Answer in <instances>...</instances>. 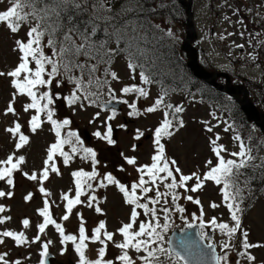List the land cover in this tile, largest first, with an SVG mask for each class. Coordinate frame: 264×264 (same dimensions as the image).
Here are the masks:
<instances>
[{"label": "snow or ice", "instance_id": "6c2138e0", "mask_svg": "<svg viewBox=\"0 0 264 264\" xmlns=\"http://www.w3.org/2000/svg\"><path fill=\"white\" fill-rule=\"evenodd\" d=\"M7 3L9 6L6 10H0V24L5 25L13 34L18 33L24 24H28L29 28L26 33V41L15 40L13 51L20 54L18 65L15 69L6 73L0 72V76L11 78V87L15 89L13 100L9 102L5 114H16L13 107L16 96L26 95L31 102L25 104L23 110L25 112L35 110V114L28 120L30 131L36 133L44 123H48L51 125L50 130L55 133L56 137L55 142L47 149V158L43 161L44 168L40 171L39 176L36 172L31 175L23 174L30 181L39 180L41 184L39 191L44 196H48L50 193L43 187V183L49 178V171L59 174L54 156L59 154L63 157L64 164L67 165L72 155L77 154L79 146V152L82 153L81 159H90L92 164L91 172L81 169L71 173L75 183V197L70 198L66 193L62 195V199L66 201L65 211L67 213L62 219L68 220V214L72 212L73 208L83 203L80 199L83 192L86 189L94 191L90 181L97 176L95 166L99 161L96 159L97 154L93 149L82 146V141L75 131L70 130L62 136L61 129L66 128L71 121L69 118L54 119L56 101L63 100L68 107L79 103L80 107L83 108V100H87L89 104H95L103 94V90L107 89L110 99L104 102L103 107L107 108L115 100L118 103L128 105L130 108L129 117L142 114L137 108L135 100L129 103L126 99H117L115 91L111 87V81L119 82V76L117 72L111 69V65L117 56L123 54L132 80L136 79L137 70H139L140 84L134 83L123 86L120 89L121 95H134L137 99L147 98L149 92L143 85L160 84L159 81L153 78L151 72L146 70L149 50L142 46L149 42L147 31L151 29L137 15L145 11L142 0H124V3L118 9L113 7L116 0H7ZM150 11L154 12L155 9ZM248 11H251V9ZM154 27L156 29L160 28L159 25ZM165 35L175 39L171 29H168ZM228 35H232V33ZM221 39H224V37L221 36ZM113 44L115 47L111 46ZM237 47H243V45ZM45 48L51 50V55L45 53ZM30 64H34L35 67H30ZM53 80L56 81L57 87H63L64 81L74 87L68 95L53 94L50 90ZM41 88L46 90L40 91ZM168 95L167 89L161 84L158 98L151 106L143 109L144 113H154L161 108L164 109V112L163 119L153 132L154 154L151 156V163L135 169L139 174L138 180L132 182L129 187L117 180L111 173H106L98 185L101 188L114 185L122 194L124 204L130 206L129 222L123 223L116 230L122 240L118 242L114 239L116 233L107 231L104 221L99 222L89 237L86 234L83 217L79 213L77 215L81 220V224L78 229V237L72 234L66 235L62 225L52 218L49 202L45 199L43 207L37 210L39 216L43 218V222L37 225L38 234L31 243L39 241L41 239L40 234H43L49 225H53L59 233L61 244L71 242L74 245L78 257L77 264H115L113 260L105 259L108 243H112L120 251V254L115 257V261H119L120 264H135L129 250L144 253V255L137 257L141 264H228V252L224 251L223 255H218L211 238L203 230L205 222L202 207L198 218L200 220L199 231L195 233L184 232L183 237L175 243L169 238L166 241L168 246H162L165 243L164 233L171 227L170 212L172 208L164 206L159 209L163 213V223H161L157 215L156 205L160 204L162 200L164 205H169L166 197L171 196V203L175 205L174 210L177 213H184L185 209L176 204V201L180 199V194L176 190L184 189L185 193H196L203 189L206 182H213L215 185L220 186L222 204L230 213L233 226H229L228 223L224 222L218 223L215 217L210 219L209 224L214 230L219 229L222 234L227 235L229 241L234 239L239 232L242 236L240 247L243 251H240L238 255L245 257L249 264L255 261V256L251 255L248 250L264 247V244L250 243L248 240L249 232L242 227L241 213L243 208L241 205L244 198L241 196V189L237 181L240 176L245 175L244 170L246 169L251 168L264 172V157H257L253 152V147L247 144L239 134H236L233 136V140L238 142L239 150L227 153L228 156L233 158L225 159L224 153L227 152V149L224 145L218 143L220 136L217 133L214 138H209L210 150L216 157V163L213 164L211 159L207 160L205 162L207 170L203 174L198 170L190 174H183L177 161L166 156L165 144L161 142L164 138L173 137L176 131L185 127L183 120L179 118V114L184 109L179 105L174 106L167 103L166 98ZM110 110L111 115L107 117L108 120L113 119L116 115L114 108ZM41 114H44L46 119H42ZM99 115V112L96 113V116ZM213 118L216 119L214 113ZM202 123L205 124L204 130L208 133H212L214 127H216V125H209L207 121H202ZM120 127L126 126L120 125ZM232 127L233 125H228L224 130L229 131ZM6 131L13 137L18 136L15 143L17 150L29 142V137L21 133L19 123H15L13 127L7 128ZM94 135L105 140L109 145L115 143L112 139L111 126H108L104 134L97 131ZM143 136L144 133L137 129L134 138L139 140ZM66 144L71 146L72 155L63 150V146ZM132 147L135 150L136 145ZM121 155L128 165H137L135 157H127L123 153ZM257 159L260 160L258 164L255 163ZM23 163V156L14 158L13 155H9L6 159L0 160V181H5L10 187H14L13 174L20 170ZM118 170L123 171L124 169L121 166ZM190 181H195L191 187H189ZM160 185L166 191H159ZM247 186L248 182L246 181ZM151 191H155L154 197L147 195ZM12 196V191L0 190V198H11ZM31 198V193L24 197L25 201ZM183 198L193 204H201L200 199L194 198L192 195H185ZM96 199L95 195H90L87 206L91 208ZM142 200L147 202H141ZM150 205L152 206L150 207ZM210 207L215 209L220 205L213 202ZM138 209L143 210V215L150 217V220L140 221L138 228L134 229V225L137 224L138 217L141 215ZM5 211V206L0 205V213ZM95 212L102 213V209L97 206ZM181 218L183 219V217ZM10 219V217L0 216V225ZM22 224L27 228L30 221L24 219ZM186 227L192 228V224L186 222ZM3 238H11L17 246L29 243L23 231H0V244L5 242ZM204 240L209 242L202 244L201 242ZM86 242H98L101 245L97 249V259L90 260L86 256V250L88 249V243ZM51 243L52 241H48L42 244L43 250L40 252L41 260L39 264H45L44 258L48 255V246ZM221 248L222 250L235 251V246L228 241H225ZM6 255V253L0 254V264H9L8 260L5 259ZM161 257H164V259H161ZM15 264H19V261H16Z\"/></svg>", "mask_w": 264, "mask_h": 264}, {"label": "rangeland", "instance_id": "374dc122", "mask_svg": "<svg viewBox=\"0 0 264 264\" xmlns=\"http://www.w3.org/2000/svg\"><path fill=\"white\" fill-rule=\"evenodd\" d=\"M220 1L218 2L220 3ZM255 1L246 0L235 5L232 3V9L225 5L219 9L216 8L217 11H213L212 0H193L194 21L198 32L196 47L202 49L199 58L204 63L208 60L206 66L209 70L216 71L214 70L216 66L229 68L235 80V83H231L232 85L242 84V86L244 85L248 89L249 95L254 96V94H258L257 97L260 98L261 102L257 103V106L260 110L264 111V47L261 49V55H258L256 48L258 43L261 42V34L255 27V24L260 20L259 17L263 16L264 0ZM6 6L7 4H0V10H3ZM249 9L251 11H248ZM240 11H243L245 17H242V14L240 16L237 15ZM228 14H233L232 18L226 19ZM254 14L258 17H254ZM171 31L174 35L178 36L181 42L184 37V29ZM229 33H232V35H228ZM158 34V31H153L151 36L147 37L149 42L144 44V46H148L153 41V37ZM221 36L224 39H221ZM22 37L23 30L13 34L3 24H0V72L6 73L15 69L18 65V52L13 51V48L15 47V40L22 39ZM238 45H243V47H237ZM30 67L34 68L35 65L30 64ZM112 70L117 72L119 76V82L111 81V87L114 89L117 99H126L129 103H132L134 95L122 96L120 89L125 85L134 83L139 85L138 73L135 80L130 78L127 61L124 56L116 58ZM22 77L23 74L21 75V79ZM10 80V77L0 76V160L6 159L9 155H13L14 158L23 156L24 163L20 166V170L13 174L14 187H10L5 181H0V190L13 192L11 198H0V204L6 208L2 216L11 218L0 225V231H23L29 243L17 246L11 238H3L5 242L0 244V254H7L5 259L8 260L9 264H15L16 261H19V264H39L41 260L40 252L43 250L42 244L52 241L48 246V250L51 251L54 258L52 264H75L77 255L72 247L73 244L71 242L61 244L59 233L53 225H49L45 232L40 234L41 239L39 241L31 243L38 234L37 225L43 222V218L39 216L37 210L43 207L44 200H48L52 218L62 225L65 229V234H72L77 237L81 222L77 213L83 217L88 236L89 233L92 234L93 225L98 224L100 221L105 222L107 231L116 233V230L123 223L129 222L130 206L124 204L122 194L114 185L101 188L98 184L97 189H95L97 199L93 202L91 208L87 206L88 193L83 194L80 197L83 203L73 208L72 212L68 214V220L62 219L67 214L65 211L66 201L62 199V195L66 193L70 198L75 197L73 177L71 175L72 170L78 166L83 169H89L90 164L86 161L83 163L75 161L65 165L60 162L58 154L54 156V162L59 174L49 171V178L43 183V187L50 193L48 196H44L39 191V187H41L39 180L30 181L26 178L23 173L31 175L33 172H36L39 176L40 171L44 168L43 161L47 158V149L55 142L56 137L48 124H43L42 128L38 129L36 133L30 131L28 120L35 114V110H29L28 112L23 110L24 105L30 103V98L26 95L16 96L13 102L16 114H5V110L9 102L13 100V93L15 92V89L11 87ZM73 87L67 81H64L63 87H57L56 81L53 80L50 90L51 93L54 91L61 95H68ZM40 91H43V88ZM148 92L149 96L144 98L142 102H138L141 101L140 99L136 101L137 108L142 114L129 117L128 112L130 108L127 104L123 103L121 110L116 111L115 117L111 120L107 119L111 115V110H104L101 106L102 102L110 99L107 89L103 90V94L95 104H89L87 100H83V108L80 107L79 103L68 107L63 100L56 101L55 116L58 117V120H61L60 118L62 117L69 118L71 121L70 127L76 131L83 143L86 140L85 131L90 133V139H87L86 143L93 150H96V159L99 161L96 169L100 177L104 176V172L111 173L121 183L130 187L131 183L137 181L139 178V174L135 170L136 167L151 163V156L154 154L152 145L153 132L163 119V108L154 113L143 112V109L151 105L159 95L157 89L148 90ZM185 95L186 90H178L172 93V98L169 102L174 106L181 104V107L184 109L181 112V116L185 127L176 131L175 135L164 143L166 156L177 161L183 174H190L197 170L203 174L207 170L205 168L207 160L211 159L213 164L216 163V157L210 150L209 138H214L217 133L219 134L220 140L218 143L224 145L227 149V152L224 153L225 159L231 158L227 153L239 150L238 142L233 140L235 128L232 127L229 131L224 130L228 125H231V121H227L228 117L226 113L221 111L215 103L198 102L194 98L196 96L192 95L188 99L183 100ZM98 112L100 115L96 116ZM213 113L216 119L213 118ZM202 121H207L209 125H216L212 133L204 130L205 124ZM15 123H19L21 125V133L29 137V142L18 150L15 148L18 136L13 137L6 131L7 128L13 127ZM120 125H125L126 127H120ZM108 126H111L112 129L116 127L112 131V139L115 141L113 145H109L105 140L99 139L94 135L97 131L104 134ZM137 129L144 133V136L139 140L134 138ZM146 134L152 135L148 139L145 138ZM253 138L254 134L247 133L242 139L251 146L253 144V152L257 157L263 156L264 139L262 135V139L251 143L249 140ZM133 145H136L135 150H133ZM63 150L70 154V146H63ZM121 153L127 157H135L137 165H128ZM121 166L124 169L123 171L118 170ZM145 178L147 179V177ZM193 183L195 181H190L189 187ZM149 186L153 187L152 185ZM219 188L220 186L215 185L213 182H206L203 189L196 193H185L184 189H177L176 191L180 194V199L176 201V204L185 200L184 204L181 205L185 209L183 214L196 217L197 219L200 217L202 207L204 210L203 220L205 222L203 230L207 228L211 229L213 234L212 241L217 249L222 252V255L224 251L228 252L229 263L231 264H249L245 257L240 258L238 255L240 251H243L240 247V239H242L240 233L238 232L236 237L229 241L227 235L222 234L219 229L214 230L209 224L210 219L215 217L218 223L224 222L228 223L229 226H233V222L230 220V213L222 204ZM158 190L161 192L166 191L162 185L159 186ZM29 193L32 194V198L25 201L24 197ZM152 193L155 194V191H151L147 195L153 197ZM185 195L199 198L201 204L196 205L187 201L183 198ZM256 197L254 198L256 200L251 202L244 213H241L242 227L249 232L248 240L250 243L264 244V189L258 192ZM166 199H168L169 205H164L163 200L160 204L156 205L158 209L157 215L161 223H163V213L159 209L164 206H170L172 209L175 208V205L171 203V196L166 197ZM141 202L147 201L142 200ZM213 202L220 205V207L211 208L210 204ZM97 206L102 209V213L98 214L95 212V207ZM138 212L141 215L138 217L134 229L138 228L140 221H148V218L150 220V217L143 215V210L138 209ZM24 219L30 221V225L27 228L22 224ZM114 239L119 242L122 240V237L116 233ZM225 241L233 244L235 251L222 250L221 245ZM86 243H88V249L86 250L88 258L90 260L97 259V249L101 245L98 242ZM162 246L165 247L166 244L164 243ZM248 251L251 255L255 256V261L252 264H264V247L249 249ZM129 253L133 255L135 264H141V261L137 257L143 254V252L136 253L134 250H129ZM119 254L120 251L112 243H108L105 259L113 260L115 264H120L119 261H115V257Z\"/></svg>", "mask_w": 264, "mask_h": 264}, {"label": "trees", "instance_id": "16d2710c", "mask_svg": "<svg viewBox=\"0 0 264 264\" xmlns=\"http://www.w3.org/2000/svg\"><path fill=\"white\" fill-rule=\"evenodd\" d=\"M142 2L145 11L138 13L137 15L139 16L140 20H143L146 24H148L151 29L150 31H147V37L151 36L153 31L159 32L158 35L153 37V41L148 46L142 45L149 50L146 70L151 72L153 78L160 82L158 86H160L161 88L162 84L163 87L167 89L169 95L174 91L181 89H184L187 92L196 91L199 95L200 101L215 103V105L221 111L226 113L228 119L233 125V128H235L236 134H239L241 137H244L247 133L254 134V138L249 140L251 143L257 141L258 139H262L261 134L257 131L255 126L252 123L246 121L239 105L232 98L207 85L206 83L202 82L192 75V73L186 67L183 54L179 51L180 39L178 38V36L174 35L175 39H172L165 35L168 29L175 31V29L183 30L185 27V9L179 3V1L142 0ZM122 3L123 0L121 4ZM120 5L119 3H115L113 7L114 9H118ZM151 9H155V11H150ZM155 25H159L160 28L156 29L154 27ZM111 46L115 47L114 44ZM262 46H264V42L262 43ZM116 58L114 61H116ZM232 82H235L233 77ZM257 96L258 94H254V96H251L250 94L251 100L255 105L261 102L260 98ZM41 116L42 119H46L44 114H42ZM64 118L66 117H62L60 119L62 120ZM54 119H56L55 116ZM70 130L75 131L70 127V124L66 128L61 129L62 136ZM82 146L91 148L90 145L85 142H82ZM70 155H72L71 151ZM81 155L82 153L79 152L78 146V152L77 154L72 155V158L88 162L91 165L92 171V164L90 159L83 160L81 159ZM255 163H260V160L257 159ZM244 171L245 175L240 176L237 181L241 189V196L244 198L241 205L243 208L242 213H244V211L250 206L251 202L254 200L258 192H260L264 188V172L253 170L251 168ZM246 181L248 182L247 187ZM92 182L93 180L90 181L91 184ZM239 257L242 258L241 256ZM163 258L164 257H161V259Z\"/></svg>", "mask_w": 264, "mask_h": 264}, {"label": "water", "instance_id": "95a60500", "mask_svg": "<svg viewBox=\"0 0 264 264\" xmlns=\"http://www.w3.org/2000/svg\"><path fill=\"white\" fill-rule=\"evenodd\" d=\"M180 3L186 9V27H185V38L180 46L181 50L185 52L188 68L192 71L193 75L207 82L208 84L216 87L217 89L224 91L225 93L232 96L239 104L240 109L245 114L247 121L253 122L259 127L261 133L264 136V113L259 111L258 108L250 100L246 89L242 85H232L230 83L229 76L225 73L208 72L197 63V54L195 48L191 45V41L196 38L197 34L193 23V14L191 9L192 0H179ZM218 76L225 77L224 84H217L215 78ZM241 95V96H240ZM119 103L112 102L107 108H118ZM105 108V107H104ZM106 108V109H107ZM87 139H90L89 134L85 131ZM184 231L175 228L170 234L169 238L175 243L179 238L183 237L184 232L195 233L198 231V225L195 223L192 228H184ZM195 238V237H194ZM206 244L205 240L201 242ZM45 264H52L53 256L48 252V255L44 258Z\"/></svg>", "mask_w": 264, "mask_h": 264}]
</instances>
